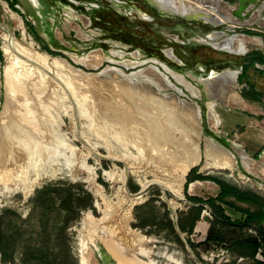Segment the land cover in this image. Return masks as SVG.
I'll use <instances>...</instances> for the list:
<instances>
[{
  "label": "rangeland",
  "instance_id": "rangeland-1",
  "mask_svg": "<svg viewBox=\"0 0 264 264\" xmlns=\"http://www.w3.org/2000/svg\"><path fill=\"white\" fill-rule=\"evenodd\" d=\"M15 2L0 0V264L264 262L248 242L264 221L217 200L223 182L264 203V63L243 75L264 57V0H222L216 26L155 0ZM14 44L71 68L11 65Z\"/></svg>",
  "mask_w": 264,
  "mask_h": 264
},
{
  "label": "bare ground",
  "instance_id": "bare-ground-1",
  "mask_svg": "<svg viewBox=\"0 0 264 264\" xmlns=\"http://www.w3.org/2000/svg\"><path fill=\"white\" fill-rule=\"evenodd\" d=\"M155 1L158 3L159 7L162 10H164V11L166 10V11L172 12V13H177L181 16L187 17V19H199V20L203 21L204 23H209V24L214 25V26L220 25L223 23H227V21H228L224 16H222V14L221 15L219 14L218 8H216V6H215L218 3H220L222 0L212 2L210 4L207 3V5L209 6V7H207V9H204L203 7H201V5L206 4L203 0H155ZM175 1H177L178 5L176 7H172L173 3ZM213 34H216V33L214 32ZM202 39L204 41L206 38H202ZM15 40H17V39H15ZM206 41H209L213 44H218L215 41H211L209 39H206ZM225 41H226V39H225ZM14 45L9 50H6L7 58H8L9 64H11V65L12 64H14V65H16V64L27 65V66L32 68L33 73L38 74L40 72L44 73V71H45L48 73H52L53 75L55 72V68H57L59 65L61 66L63 64L67 67L70 66L68 63H66L64 61L65 59L61 60V59L56 58V57L54 58L51 55L50 56L47 55L46 53L41 54V53L37 52V50L32 51V47L28 48L25 46H20V45L14 46ZM218 45L220 47H227L228 43H219ZM244 49L245 48L242 47L240 49H236L235 51L238 53H242L244 51ZM61 68H62V66H61ZM70 68H71V66H70ZM26 69H25V71H26ZM227 71H230V70H225L222 73L227 72ZM232 71H234V70H232ZM27 72H29V70ZM236 72H237V76H238L239 70H236ZM221 74L219 76H221ZM177 77L180 78V76H177ZM34 80H35V77H34ZM10 97L12 98V96H10ZM213 121L214 120L211 119V122H213ZM214 122H216V121H214ZM207 140H209V139H207ZM235 148L238 150L240 157H241L242 161L244 162V164H246V166H247L246 169H248L250 171L251 167H250V165L249 166L247 165V163L250 162L249 154L246 153L245 151L241 150L238 146H235ZM219 153L224 158V161L219 163L220 167L228 168V169L234 168V165H235L234 157H235V155L231 154V152L223 150V149H221V152H219Z\"/></svg>",
  "mask_w": 264,
  "mask_h": 264
},
{
  "label": "trees",
  "instance_id": "trees-1",
  "mask_svg": "<svg viewBox=\"0 0 264 264\" xmlns=\"http://www.w3.org/2000/svg\"><path fill=\"white\" fill-rule=\"evenodd\" d=\"M9 5L12 7V9H14L15 11L19 12L21 14V11L15 6L17 2H15V0H6ZM27 25H28V28L30 29V31L32 32V34L38 39V40H41L40 37L37 35V33L35 32L34 30V25L32 23H30L29 21L26 22ZM45 49L48 51V52H51L53 53V51L51 49H49L48 47H45ZM258 61L260 63H264V57L262 56H257L256 60L253 58V59H250L249 61V64H246L244 65L243 67V75L247 73L248 71V68L249 66L255 64V62ZM219 185H220V194L217 196V200L221 201L222 203L226 204V205H229L231 207H233L234 209L238 210V211H241L245 214H247V217L245 219V223H250L254 220H260V221H264V210H263V207H264V203L261 202L257 197L249 194V193H237L234 189L228 187L225 183L223 182H219ZM231 194H237L239 196L240 199L242 200H245V201H249V202H253V203H257V204H260L261 206V211L259 213H255V212H251V211H248V210H244L240 207H238L237 205L229 202L226 197L228 195H231ZM214 199H211V202H213ZM62 202H64L62 200ZM63 208L69 212V207L66 205V204H63L62 205ZM218 208H219V211H220V216L223 220H226V221H229L231 222V217L229 215H227V213L225 212V209L218 205ZM200 211V210H199ZM215 238V236L213 235L212 231H210L206 238H205V241L206 242H210L212 241L213 239ZM249 242V246H250V249H251V256L254 257L255 256V253L257 252V249L259 247V242L256 238H252V239H249L248 240ZM253 264H264V262H261V261H254Z\"/></svg>",
  "mask_w": 264,
  "mask_h": 264
},
{
  "label": "flooded vegetation",
  "instance_id": "flooded-vegetation-1",
  "mask_svg": "<svg viewBox=\"0 0 264 264\" xmlns=\"http://www.w3.org/2000/svg\"><path fill=\"white\" fill-rule=\"evenodd\" d=\"M140 13H142L143 14V16L145 17V19L148 17V19L149 20H151V18H150V16L147 14V13H145V12H143V11H141V10H138ZM147 16V17H146ZM191 20V19H190ZM210 34H213V33H210ZM225 70H231V69H224L223 71H225ZM222 71V72H223Z\"/></svg>",
  "mask_w": 264,
  "mask_h": 264
},
{
  "label": "built area",
  "instance_id": "built-area-1",
  "mask_svg": "<svg viewBox=\"0 0 264 264\" xmlns=\"http://www.w3.org/2000/svg\"><path fill=\"white\" fill-rule=\"evenodd\" d=\"M262 247H260V245H259V247H258V252H257V255H262V248H264V245H261Z\"/></svg>",
  "mask_w": 264,
  "mask_h": 264
},
{
  "label": "crops",
  "instance_id": "crops-1",
  "mask_svg": "<svg viewBox=\"0 0 264 264\" xmlns=\"http://www.w3.org/2000/svg\"><path fill=\"white\" fill-rule=\"evenodd\" d=\"M263 7H264V5H263ZM263 19H264V17H263Z\"/></svg>",
  "mask_w": 264,
  "mask_h": 264
}]
</instances>
